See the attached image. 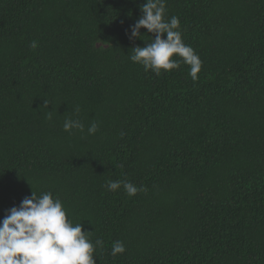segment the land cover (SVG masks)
I'll return each instance as SVG.
<instances>
[{"label":"trees","instance_id":"trees-1","mask_svg":"<svg viewBox=\"0 0 264 264\" xmlns=\"http://www.w3.org/2000/svg\"><path fill=\"white\" fill-rule=\"evenodd\" d=\"M145 2L0 0V221L51 192L95 264H264V0H167L196 81L129 59Z\"/></svg>","mask_w":264,"mask_h":264},{"label":"clouds","instance_id":"clouds-1","mask_svg":"<svg viewBox=\"0 0 264 264\" xmlns=\"http://www.w3.org/2000/svg\"><path fill=\"white\" fill-rule=\"evenodd\" d=\"M166 3L167 0H146L140 5L142 15L130 25L126 35L130 41L141 39L143 28L154 34V38L144 40L145 46L131 48L129 59L142 65L145 72L151 69L156 75L178 69L184 63L190 66L188 74L196 81L202 61L194 49L183 42L180 19L167 16ZM31 47L35 49L37 44L33 41ZM174 55L181 59H174ZM49 103L44 100V107L48 108ZM46 115L47 119H52L51 110ZM63 128L66 132L84 131L79 120L70 118L64 121ZM97 131L96 123L87 129L88 135ZM121 186L129 197L144 190L130 181L106 183L107 190L113 192ZM88 234L82 223H72L58 197L54 198L51 192L37 196L32 190L30 197L23 198L18 207L8 209L0 221V264H95L93 257L98 250H103L104 241L98 238L93 243ZM125 251L124 243L116 240L110 254L115 257Z\"/></svg>","mask_w":264,"mask_h":264}]
</instances>
